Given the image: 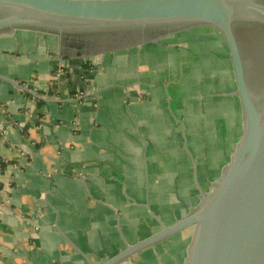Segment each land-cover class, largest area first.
<instances>
[{
  "label": "crops",
  "instance_id": "obj_1",
  "mask_svg": "<svg viewBox=\"0 0 264 264\" xmlns=\"http://www.w3.org/2000/svg\"><path fill=\"white\" fill-rule=\"evenodd\" d=\"M17 49L16 35L0 37V264L115 255L159 229L145 204L165 224L186 214L241 136L215 28L70 58L16 61ZM190 233L117 264H184Z\"/></svg>",
  "mask_w": 264,
  "mask_h": 264
},
{
  "label": "water",
  "instance_id": "obj_2",
  "mask_svg": "<svg viewBox=\"0 0 264 264\" xmlns=\"http://www.w3.org/2000/svg\"><path fill=\"white\" fill-rule=\"evenodd\" d=\"M198 26L219 31L229 50L241 136L210 190L197 184L186 214L165 224L145 204L159 229L98 264H117L188 228L184 264H264V0H0V37L16 35V61L123 49Z\"/></svg>",
  "mask_w": 264,
  "mask_h": 264
},
{
  "label": "built area",
  "instance_id": "obj_3",
  "mask_svg": "<svg viewBox=\"0 0 264 264\" xmlns=\"http://www.w3.org/2000/svg\"><path fill=\"white\" fill-rule=\"evenodd\" d=\"M62 73H63V70H62L61 68H57V70H56L54 76H55V77H58V76H60ZM33 98H34V97H33ZM1 127H2V125H1V123H0V129H1Z\"/></svg>",
  "mask_w": 264,
  "mask_h": 264
},
{
  "label": "rangeland",
  "instance_id": "obj_4",
  "mask_svg": "<svg viewBox=\"0 0 264 264\" xmlns=\"http://www.w3.org/2000/svg\"><path fill=\"white\" fill-rule=\"evenodd\" d=\"M187 154H188L189 157H190L191 154H190L189 152H187ZM199 186H200V185H199ZM203 186H205V185H201L200 187L203 188ZM197 188L199 189L198 185H197Z\"/></svg>",
  "mask_w": 264,
  "mask_h": 264
},
{
  "label": "trees",
  "instance_id": "obj_5",
  "mask_svg": "<svg viewBox=\"0 0 264 264\" xmlns=\"http://www.w3.org/2000/svg\"><path fill=\"white\" fill-rule=\"evenodd\" d=\"M36 100H37V98H36ZM38 102H40V99H38Z\"/></svg>",
  "mask_w": 264,
  "mask_h": 264
}]
</instances>
